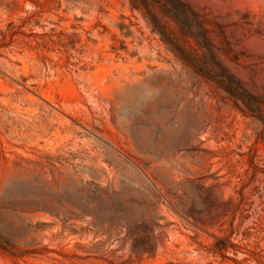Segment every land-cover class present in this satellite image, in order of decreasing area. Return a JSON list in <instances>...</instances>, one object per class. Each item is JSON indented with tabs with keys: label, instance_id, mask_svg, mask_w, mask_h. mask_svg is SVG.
I'll return each instance as SVG.
<instances>
[{
	"label": "rangeland",
	"instance_id": "1",
	"mask_svg": "<svg viewBox=\"0 0 264 264\" xmlns=\"http://www.w3.org/2000/svg\"><path fill=\"white\" fill-rule=\"evenodd\" d=\"M146 1L191 62L132 0H0V264H264V0H182L201 46Z\"/></svg>",
	"mask_w": 264,
	"mask_h": 264
},
{
	"label": "trees",
	"instance_id": "2",
	"mask_svg": "<svg viewBox=\"0 0 264 264\" xmlns=\"http://www.w3.org/2000/svg\"><path fill=\"white\" fill-rule=\"evenodd\" d=\"M158 3H160V10L179 24L183 36H190L196 39L199 46H201L200 44L205 43V29L202 26V22L197 13L187 3L182 0H158ZM131 6L136 9H144V16L148 19L152 30L159 34L161 40L176 56L180 55V57L186 61L193 59L192 57L194 55L192 56L190 51L183 48L176 34L164 25L154 11V8H152L146 0H142V4H135V0H132ZM194 50L195 49H192L193 53L195 52ZM221 76L224 77L225 80L232 79V76L229 75L224 68H221ZM230 86L231 85L226 84L227 91L228 93L233 94V89L229 88Z\"/></svg>",
	"mask_w": 264,
	"mask_h": 264
}]
</instances>
